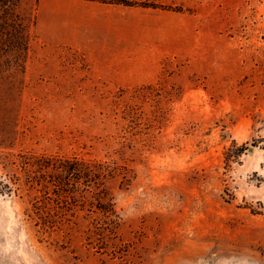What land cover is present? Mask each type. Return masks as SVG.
Here are the masks:
<instances>
[{"label": "rangeland", "instance_id": "rangeland-1", "mask_svg": "<svg viewBox=\"0 0 264 264\" xmlns=\"http://www.w3.org/2000/svg\"><path fill=\"white\" fill-rule=\"evenodd\" d=\"M6 1L0 264H264V0ZM29 154L116 167L115 214Z\"/></svg>", "mask_w": 264, "mask_h": 264}, {"label": "trees", "instance_id": "trees-1", "mask_svg": "<svg viewBox=\"0 0 264 264\" xmlns=\"http://www.w3.org/2000/svg\"><path fill=\"white\" fill-rule=\"evenodd\" d=\"M6 2V0H0V6L4 7ZM0 35L25 36L26 32L25 30L14 32L10 28H5V22L2 21L0 22ZM29 155L32 157L31 159L27 158V160H29L26 163H29L30 166L51 170L52 173L48 176L44 174L43 178H47L44 182L45 184L48 182L45 187H50L52 190L51 194L57 196L55 198L57 202H55L58 207H62L60 201H58L59 199L61 200L65 197V203H69L68 198L76 202V192L82 194L84 190H88L87 188L94 183L93 185H95L99 191L97 192L98 195L95 197L96 202L91 203L94 205L96 204V208L107 215L115 214L113 203L111 202V198L109 197L106 188L103 187V184L105 183L104 180L107 177H112L114 175L117 169L116 167H111V165L107 162L83 161L75 157L59 158L58 156L53 155L40 157L35 156L34 154ZM44 157L47 158V162H45ZM46 193L47 195L49 194L48 189L46 190ZM65 207L69 208L70 206L63 205V208ZM48 217L49 216H47V218ZM50 218H52V216ZM48 221L51 222V220Z\"/></svg>", "mask_w": 264, "mask_h": 264}]
</instances>
